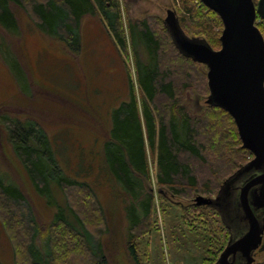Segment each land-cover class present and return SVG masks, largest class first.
<instances>
[{"label":"rangeland","instance_id":"rangeland-1","mask_svg":"<svg viewBox=\"0 0 264 264\" xmlns=\"http://www.w3.org/2000/svg\"><path fill=\"white\" fill-rule=\"evenodd\" d=\"M118 1L125 26L129 22L147 21L156 29L160 23L164 28L166 9L175 11L179 20L186 13L184 7L187 0ZM189 2L196 3L200 8L199 0ZM253 2L256 4L258 0ZM10 9L16 16L18 32L13 34L0 26V173L8 183L18 187L31 205L42 234H48V226L64 209L63 196L55 183H51L49 195L37 192L9 141V130L14 120L38 124L45 130L55 161L61 166L63 174L90 186L94 192L93 197L86 196L88 200L76 190H66V195L78 207L79 216L86 222L87 228L94 233L101 231L109 262L132 264L126 242L129 220L124 210L131 199H122L121 187L109 178L102 166V146L111 135L114 110L129 100L130 82L138 104L141 101L142 92L136 84L133 53L136 50L145 61L143 54L138 45L132 50L127 39L128 53L121 55L101 15H96L81 19V51L72 55L54 38L41 34L21 8L10 4ZM255 25L262 34L264 21L257 17ZM209 27H212L211 24ZM221 31L222 26L213 29V36L218 41ZM165 33L168 35L166 30ZM187 35L193 36L188 32ZM212 48L218 50L220 41L219 46ZM167 57L171 58V55ZM177 61L176 66L180 70L177 76H180L183 89L178 97L181 99L179 107L189 116L200 118L205 113V101L209 95L207 69L201 64L191 65L190 73H186L187 63ZM160 112L167 117V111ZM210 140L206 137L204 142L210 144ZM228 141L229 138H226ZM220 147L225 152L226 146ZM233 147L236 150L239 148L238 145ZM219 151L216 149L213 153V148L205 145L209 162L221 164L219 168L210 169L204 178L209 180L208 188L198 189L196 193L187 190L186 197H170L157 184L156 153L146 144L150 178L145 181L144 188L153 196L151 227L154 230L142 236L137 245L141 264H210L214 258L218 259L220 254L216 257V253L226 246L227 232L214 209L196 207L193 200L197 196L215 197L220 182L235 170L234 165L222 162L230 155L221 156ZM180 161L186 163L182 158ZM189 163L194 170H206V166L192 161ZM213 171L215 175L211 177ZM205 190H210V193ZM95 197L104 210L102 221L95 218ZM85 216L93 219L87 220ZM191 224L195 230H188ZM58 234L56 231L54 236ZM41 239H37L38 245L43 243ZM63 252L68 253L69 261L76 259L81 263L87 260L86 255L80 252ZM59 257L60 261L63 259L64 263L70 264L63 255ZM255 258L254 264H264V250ZM0 264H14L13 244L1 220Z\"/></svg>","mask_w":264,"mask_h":264},{"label":"trees","instance_id":"trees-1","mask_svg":"<svg viewBox=\"0 0 264 264\" xmlns=\"http://www.w3.org/2000/svg\"><path fill=\"white\" fill-rule=\"evenodd\" d=\"M10 4L25 11L41 34L54 38L72 55H78L81 51L80 23L85 16L101 15L121 55L126 56L128 53L127 39L132 50L137 45L140 48L146 62L138 56L136 50L133 54L136 84L142 92V98L138 104L130 82L129 100L113 112L111 135L102 146V166L109 178L121 187L122 199H131L124 207L129 220L127 249L132 264H141L137 245L142 236L154 230L151 227L153 196L144 188L145 181L150 178L146 144L156 153L157 184L170 197H186L187 190L196 193L198 189L208 188L209 180L204 178L210 169L219 168L221 164L209 162L205 145H210L213 153L217 149L221 156L230 155V158L222 162L234 165L235 170L230 175L226 174V177L245 165L252 154L242 147L233 118L225 110L206 104L203 116L195 118L179 107L182 82L180 76H177L180 70L176 61L187 63L186 73H190L189 66L200 64L183 57L177 51L170 36L167 39L169 34L166 35L164 24L165 30L161 23L156 29L147 21L135 24L129 22L125 26L118 0H0V26L13 34L18 32V24ZM198 4L199 9L196 3L187 0L183 19L179 20L176 14L179 25L186 35L187 32L193 35L191 38L204 39L211 48L219 46L217 37L213 36V29L222 26L221 20L203 4ZM210 24L212 27H209ZM261 35L264 40L263 30ZM166 51L171 58L167 57L170 55ZM182 69L185 71L186 68L182 66ZM160 110L167 111V117H163ZM12 123L9 141L33 186L39 194L49 195L51 183H55L64 201V209L56 214L48 226V234H42L29 202L18 187L8 183L0 173V220L13 244L14 264H66L63 259L60 261L59 255H63L70 264H111L101 231L94 233L87 228L86 222L79 216L78 207L66 195V190H76L88 200L86 196L95 195L90 186L63 174L61 166L55 161L50 140L38 124L17 120ZM206 137L212 139L210 144L204 142ZM226 138H229L228 142ZM221 145L226 146L225 152ZM235 145L239 146L237 150L233 147ZM181 158L186 163H182ZM190 161L206 166L205 172L194 170ZM214 172L211 177L215 175ZM205 191L210 193V190ZM160 193L163 194L162 191ZM93 206L95 218L102 221L104 210L96 197ZM85 217L87 220L93 219ZM191 225H188V230H195ZM142 228L145 229L141 231ZM56 231L60 234L54 236ZM38 238H42L43 243L40 245L36 242ZM223 249L220 248L216 257ZM63 251L70 254L80 252L86 255L87 260L81 263L76 259L69 261L68 253ZM215 259L210 264H215Z\"/></svg>","mask_w":264,"mask_h":264},{"label":"water","instance_id":"water-1","mask_svg":"<svg viewBox=\"0 0 264 264\" xmlns=\"http://www.w3.org/2000/svg\"><path fill=\"white\" fill-rule=\"evenodd\" d=\"M201 1L221 20L218 50L188 37L172 10L164 25L177 51L205 66V103L233 118L242 147L254 158L224 180L215 197L197 196L193 203L214 209L228 230L215 264H253L264 244V40L254 24L257 17L264 21V0Z\"/></svg>","mask_w":264,"mask_h":264},{"label":"flooded vegetation","instance_id":"flooded-vegetation-1","mask_svg":"<svg viewBox=\"0 0 264 264\" xmlns=\"http://www.w3.org/2000/svg\"><path fill=\"white\" fill-rule=\"evenodd\" d=\"M200 1V3L201 4H203V2L201 1V0H199ZM255 4V3H254ZM204 5V4H203ZM205 6V5H204ZM206 7V6H205ZM207 9H209L208 7H206ZM167 10H171V9H166V15H165V18H166V16H167ZM210 10V9H209ZM173 11V10H172ZM211 11V10H210ZM175 12V11H174ZM213 12V11H212ZM176 14V13H175ZM164 18V19H165ZM256 20H257V18H256ZM256 20H255V22H256ZM255 22H254V24H255ZM163 24H164V20H163ZM165 26V25H164ZM257 27V26H256ZM166 28V27H165ZM167 30V29H166ZM221 46V45H220ZM206 102V101H205ZM254 158V156L252 155V158L250 159V160H252ZM249 160V161H250ZM234 221V220H233ZM227 232H228V230H227ZM264 250V244H261L260 245V247H259V249L254 253V259H256L255 257H256V255L258 254V253H260V252H262ZM254 263H255V261H254ZM253 263V264H254Z\"/></svg>","mask_w":264,"mask_h":264}]
</instances>
